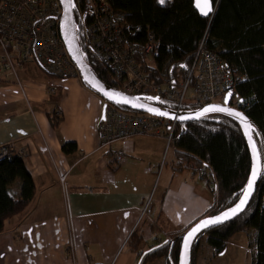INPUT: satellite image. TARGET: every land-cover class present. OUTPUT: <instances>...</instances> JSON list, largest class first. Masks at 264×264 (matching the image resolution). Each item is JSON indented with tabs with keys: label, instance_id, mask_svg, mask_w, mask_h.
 <instances>
[{
	"label": "crops",
	"instance_id": "1",
	"mask_svg": "<svg viewBox=\"0 0 264 264\" xmlns=\"http://www.w3.org/2000/svg\"><path fill=\"white\" fill-rule=\"evenodd\" d=\"M17 76L21 86L0 84V147L14 143L13 153H23L35 197L0 235V264H165L155 255L207 218L216 201L206 180L149 136L118 142L124 162L109 167L98 135L105 101L97 93L81 78L58 79L34 64ZM68 143L76 152H63ZM249 234L256 239L254 229ZM215 258L202 241L197 264Z\"/></svg>",
	"mask_w": 264,
	"mask_h": 264
},
{
	"label": "trees",
	"instance_id": "2",
	"mask_svg": "<svg viewBox=\"0 0 264 264\" xmlns=\"http://www.w3.org/2000/svg\"><path fill=\"white\" fill-rule=\"evenodd\" d=\"M108 1L113 11L124 15L133 29H139L136 33L139 42L146 39L148 32L159 42L155 68H146L147 71L176 82L186 79L199 43L206 36L207 50L243 74L244 81L236 87V93L240 109L250 120L254 138L262 152L263 177L249 207L241 216L209 227L198 235L192 249L191 264H197L204 239L214 249L215 257H220L227 253L229 243L236 235H248L250 229L257 232L254 264H264V0H211L215 5L211 21L197 14L193 0H165L163 4L159 0ZM74 13L83 58L105 84L114 88L107 71L92 57L85 44L78 0H74ZM152 78L156 80L157 76ZM147 102L168 107L163 103ZM199 108L201 105L191 104L186 105L185 110ZM55 119L54 125L60 122V117ZM173 147L179 166L199 172L207 184L210 178L203 167H209L213 173L217 187L211 191L216 195V201L207 217L224 212L241 199L249 181L252 161L242 131L234 121L221 115H209L178 124ZM62 150L65 154H72L77 146L64 144ZM34 197L35 183L23 158L12 153L1 160L0 235L7 231L12 219L27 209ZM188 230L176 235L174 241L155 256L164 257L165 264H179L182 238Z\"/></svg>",
	"mask_w": 264,
	"mask_h": 264
},
{
	"label": "built area",
	"instance_id": "3",
	"mask_svg": "<svg viewBox=\"0 0 264 264\" xmlns=\"http://www.w3.org/2000/svg\"><path fill=\"white\" fill-rule=\"evenodd\" d=\"M78 1L85 44L92 57L107 71L114 89L131 97L151 98L176 113L186 111V105L221 104L219 102L231 94V103L226 106L244 113L236 93L244 76L237 67L207 50L206 36L199 43L187 78L172 81L146 70L155 68L159 57L160 44L152 33L148 32L146 39L139 42L136 37L139 29H133L124 15L113 11L108 0ZM62 15L60 0H0V84L14 82L21 86L17 71L30 64L58 79L81 78L61 38ZM154 75L156 80L152 78ZM105 105L98 135L100 147L107 150L109 167L118 168L125 159L124 152L116 150L115 145L136 136L163 140L166 153L174 149L176 121L123 110L109 103ZM13 148L14 143L1 146L0 161L10 157ZM18 156L24 157L21 152ZM203 170L210 178L209 188L216 189L212 171L207 166ZM64 182L65 177L61 178L62 185ZM151 203L149 199L142 217L148 214ZM73 247L70 240L68 253L72 258Z\"/></svg>",
	"mask_w": 264,
	"mask_h": 264
},
{
	"label": "water",
	"instance_id": "4",
	"mask_svg": "<svg viewBox=\"0 0 264 264\" xmlns=\"http://www.w3.org/2000/svg\"><path fill=\"white\" fill-rule=\"evenodd\" d=\"M60 3L63 10L60 32L66 49L72 61L79 69L82 81L92 91L97 93L106 104L109 103L115 106L123 107L130 111L167 118L169 120L176 121L178 124H187L209 115H221L231 119L240 127L249 148L252 161L251 173L246 190L241 199L234 206L216 216L207 217L199 221L183 235L179 255V264H191L192 249L198 235L209 227L230 222L241 216L249 207L257 191L260 180L263 177V156L260 147L254 138L250 120L244 113L221 104H212L194 111L176 113L170 109L159 107L147 102L150 101L158 103L156 100L131 97L105 84L83 58L77 36L74 0H60ZM193 7L197 14L203 19L212 18L215 12V5L211 0V11H209L207 15L202 14L197 7V0H193ZM105 93L111 94L113 98L109 99V96L105 95ZM123 100H127L128 103H123ZM105 109L106 105L103 109L102 119H104ZM158 113L164 114L160 115ZM249 184H251V187H249ZM241 201H244V203L241 204ZM226 214L228 215L226 216Z\"/></svg>",
	"mask_w": 264,
	"mask_h": 264
},
{
	"label": "rangeland",
	"instance_id": "5",
	"mask_svg": "<svg viewBox=\"0 0 264 264\" xmlns=\"http://www.w3.org/2000/svg\"><path fill=\"white\" fill-rule=\"evenodd\" d=\"M42 71V70H41ZM219 103L229 105L231 103V94L222 99ZM174 150L170 151L172 156ZM16 187V186H15ZM13 191L16 188L12 189ZM152 201V198L150 199ZM256 239L254 236L245 233L238 234L231 240L227 253L224 256L216 257L210 264H254L256 258ZM203 244H207V240H203Z\"/></svg>",
	"mask_w": 264,
	"mask_h": 264
},
{
	"label": "snow or ice",
	"instance_id": "6",
	"mask_svg": "<svg viewBox=\"0 0 264 264\" xmlns=\"http://www.w3.org/2000/svg\"><path fill=\"white\" fill-rule=\"evenodd\" d=\"M159 2L161 4H163L165 2V0H159ZM197 7L199 8V10L201 11L202 14L204 15H207V13L209 11H211V7H210V0H197ZM105 95H108L109 96V99H112L113 97L111 96V94L109 93H105ZM151 99V98H149ZM117 102H121V101H117ZM123 103H128L127 100H123L122 101ZM160 115H163L164 113H158ZM255 178V177H254ZM249 187H251V184H249ZM244 201H241V204H243ZM235 211V210H233ZM228 214H226L227 216ZM215 222V221H214Z\"/></svg>",
	"mask_w": 264,
	"mask_h": 264
}]
</instances>
